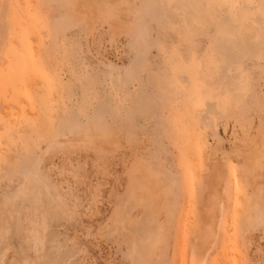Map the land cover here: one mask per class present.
<instances>
[{
  "label": "rangeland",
  "instance_id": "374dc122",
  "mask_svg": "<svg viewBox=\"0 0 264 264\" xmlns=\"http://www.w3.org/2000/svg\"><path fill=\"white\" fill-rule=\"evenodd\" d=\"M3 1L0 264H264V0Z\"/></svg>",
  "mask_w": 264,
  "mask_h": 264
},
{
  "label": "bare ground",
  "instance_id": "6f19581e",
  "mask_svg": "<svg viewBox=\"0 0 264 264\" xmlns=\"http://www.w3.org/2000/svg\"><path fill=\"white\" fill-rule=\"evenodd\" d=\"M1 1H3V0H1ZM3 2H4V4H6L5 1H3ZM3 2H2V3H3ZM2 3H1V4H2ZM0 8H1V7H0ZM14 121H15V120H14ZM125 197H126V196H125ZM125 197H124V198H125ZM125 199H126V198H125ZM125 199H124V200H125ZM122 204H123V202H122ZM127 205H128V204H127ZM127 205H126V207H127ZM129 206H130V205H129ZM132 207H133V206H132ZM128 208H129V207H128ZM119 209H120V208H119ZM123 209H124V208H123ZM118 211H119V210H118ZM121 211H122V210H121ZM129 211H130V210H129ZM123 212H124V211H123ZM119 213H120V212H119ZM121 213H122V212H121ZM127 213H128V212H127ZM129 213H130V212H129ZM118 216H120V215H118ZM126 216H127V215H126ZM145 218H146V217H145ZM148 220H149V219H148ZM126 221H127V220H126ZM44 222L47 223L46 220H45ZM128 222H129V221H128ZM45 223H42V226H43V227L45 226ZM129 223H130V222H129ZM140 223H141V222H140ZM146 223H147V222H146ZM36 224H37V223H36ZM43 224H44V225H43ZM119 224H120V223H119ZM37 225L40 226L39 224H37ZM123 225H125V224H123ZM143 225H144V224H143ZM143 225H142V226H143ZM145 225H146V224H145ZM145 225H144V226H145ZM113 226H114V225H113ZM139 226H140V225H139ZM46 227H48V225H47ZM110 227H111V226H110ZM110 227H109V228H110ZM124 227H125V226H124ZM44 228H45V227H44ZM111 228H112V227H111ZM136 228H137V227H136ZM45 229H47V228H45ZM45 229H44V230H45ZM112 229H114V227H113ZM112 229H111V230H112ZM129 229H130V228H129ZM144 229H145V228H144ZM154 230H155V229H154ZM34 231H35V229H34ZM37 231H38V230H37ZM37 231H35V232H37ZM140 231H143V230H140ZM35 232H33V233H35ZM112 232H113V231H112ZM137 232H138V231H137ZM145 232H146V231H145ZM154 232H156V230H155ZM154 232H153V233H154ZM38 233H39V232H37V238H39ZM118 233H121V232H118ZM0 235H1V234H0ZM142 235H143V234H142ZM2 236H3V235H2ZM40 236H41V234H40ZM118 236H120V235H118ZM134 236H136V235H134ZM137 236H139V234H137ZM137 236H136V237H137ZM153 236H154V235H153ZM32 237H34V235H33ZM136 237H135V238H136ZM148 237H149V236H148ZM154 237H155V236H154ZM45 239H46V238H45ZM145 239H146V238H145ZM34 240H35V239H34ZM36 240H37V239H36ZM40 240H42V239H40ZM43 240H44V238H43ZM147 240H148V239H147ZM153 241H154V239H153ZM47 242H48V241H47ZM47 242H46V243H47ZM147 242H148V241H147ZM43 243L45 244V241H43ZM129 243H130V242H129ZM131 243H132V242H131ZM139 243H140V242H139ZM48 244H49V242H48ZM141 244H142V243H141ZM141 244H140V245H141ZM57 245H59V244H57ZM136 245H137V244H136ZM146 245H147V243H146ZM129 246H131V245H129ZM45 247H46V244H45ZM54 247H55V246H54ZM60 247H61V246H60ZM142 247H143V246H142ZM142 247H141V248H142ZM51 248H52V247H51ZM61 248H62V247H61ZM55 249H56V248H55ZM57 249H58V248H57ZM142 249H143V248H142ZM59 250H60V248H59ZM59 250H58V251H59ZM134 250H135V249H134ZM136 252H137V251H136ZM136 252H135V255H136ZM138 252L140 253V251H138ZM64 253H65V252H64ZM66 254H67V253H66ZM129 254H130V252H129ZM137 255H138V253H137ZM142 255H143V254H142ZM63 256H65V255H63ZM51 257H52V256H51ZM54 257H55V255H54ZM58 257L60 258V256H58ZM66 257H67V256H66ZM142 257H143V256H142ZM25 259H26V258H25ZM61 259H63V257H62ZM137 259H138V258H137ZM139 259H140V258H139ZM64 260H65V258H64ZM67 261H68V260H67ZM135 261H136V260H135ZM24 262H25V261H24ZM26 262H27V260H26ZM58 262H59V261H58ZM62 262H63V260H62ZM137 262H138V261H137ZM142 262H143V261H142ZM45 263H46V262H45ZM59 263H61V262H59ZM64 263H65V262H64ZM67 263H68V262H67ZM28 264H29V263H28ZM57 264H58V263H57Z\"/></svg>",
  "mask_w": 264,
  "mask_h": 264
}]
</instances>
